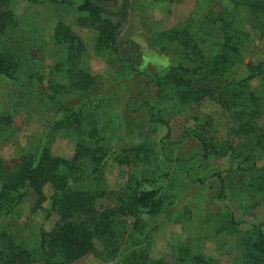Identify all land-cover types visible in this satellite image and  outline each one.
Instances as JSON below:
<instances>
[{"label":"rangeland","instance_id":"rangeland-1","mask_svg":"<svg viewBox=\"0 0 264 264\" xmlns=\"http://www.w3.org/2000/svg\"><path fill=\"white\" fill-rule=\"evenodd\" d=\"M94 1L109 14L106 18L113 23L119 19L115 13L123 0ZM251 1L127 0L126 20L115 36L116 51L96 52L98 27L103 24L77 10L81 0H9L13 21L0 35V50L10 49L23 55L24 66H20L18 76L24 78L0 76V114L9 113L12 117L10 128L0 134V158L11 166L29 153L54 118L55 107L78 102L93 90L91 95L100 97V101L84 103L88 116L78 130H58L51 151L71 158L77 139L82 138L79 130L86 133L94 121L98 129L94 140L109 154L98 163L90 162L87 181L80 185L89 184L103 191L97 205L113 206L119 195L135 188L157 191L159 205L154 211H140L135 217L139 219L137 223L134 217L124 218L126 234L120 249L132 245L136 237L145 233L152 259L173 264L178 248L188 246L211 264H241L244 242L250 233L229 224L220 204L210 198V182L214 180L210 175L224 178L226 195L243 205L240 211L247 220L264 221V192L241 189L249 172H243L245 163L227 148L226 141H233L234 148L245 146L247 140L230 132L233 121L218 105L205 98H185V91L175 80L172 86L152 82L148 88L145 83L171 70L172 78L190 79L193 90L202 88V83L211 85L218 74H202V55H213L226 36H231V45L238 47L242 58V64H236L226 75L242 78L246 63H264V8L257 4L253 10ZM60 23L81 43L76 57H68L65 47L55 40ZM30 66L41 75L45 96L32 93V84L26 81ZM132 66L144 75L134 72ZM249 85L263 104L256 123L264 128V72L251 79ZM146 98L157 100L164 123L149 120L147 105H141ZM209 124L216 126L214 131ZM202 135H211L215 145L225 142L224 152L202 161L197 138ZM139 145L143 149L133 162L116 161L120 149ZM254 160L257 167H264V152ZM99 164L98 170L93 171ZM202 177H208L203 184L197 181ZM44 192L50 195L49 185ZM36 199L30 192L6 217L0 231L20 230L33 235L41 228L49 230L58 217L46 216L48 200L42 203L44 209L33 208ZM95 245V251L71 264H118L117 257L107 259L100 241H95Z\"/></svg>","mask_w":264,"mask_h":264},{"label":"trees","instance_id":"trees-1","mask_svg":"<svg viewBox=\"0 0 264 264\" xmlns=\"http://www.w3.org/2000/svg\"><path fill=\"white\" fill-rule=\"evenodd\" d=\"M126 2L127 0H123L119 11L115 13L119 18L115 23L105 17L109 14L94 0H81L77 6L78 11L86 12L103 24L98 27L100 35L95 45L96 52L116 51L115 36L126 20ZM263 2L264 0H252L250 7L255 10L257 4H260V7L264 8ZM12 21L13 12L9 8V0H0V35L4 34ZM230 38L231 36H226L210 57L202 55V74L204 76L211 73L218 74V78L211 85L202 83V88L193 90L190 79L172 78L169 76L171 70L162 77H151L145 84L148 88L152 82L160 86L166 83L172 86L175 80V84L185 91V98L189 97L187 98L189 100L205 98L218 105L222 113H227L229 119L233 121V125L229 127L230 132L238 139L247 140L245 146L237 145L234 148L233 141L231 143L226 141L227 148L236 152L235 155L240 162L245 163V169L243 170L242 167L239 169L244 173L249 172V177L240 175L248 178L247 182L242 180L244 183L241 184V189L245 192L250 188L254 193L264 192V167H257L254 160L257 154L264 152V128L256 123V119L263 112V104L249 85L251 79L262 76L264 63L254 64L250 61L246 63L243 70L246 75L242 78L226 75V72L236 64H242L238 47L231 45ZM55 40L65 47L68 57L77 56L81 43L61 23L56 30ZM22 62H24L23 55L14 53L10 49L0 50V76L10 79L24 78L18 76L20 66H24ZM33 68L30 66L26 81L32 84L31 91L34 95L45 96L41 75L34 72ZM132 70L139 75L143 74L133 66ZM92 92L93 90L86 92L82 96L85 98H81L82 100L78 102L55 107L54 118L45 126L38 144L29 153L16 159L11 166L0 158V228L5 226L6 217L17 209L30 192L37 196L33 208L44 209L42 203L48 200L46 216L55 214L58 217L49 230L41 228L33 235L20 230L0 231V264H71L85 253L95 251V241L103 244L107 259L117 257L118 264H168L163 259H152L148 255L149 236L145 233L136 237L132 245L120 249L126 234L124 218H135L142 210L154 211L159 205L155 189L135 188L130 193L119 195L115 205L103 207L98 206L96 202L103 191L92 188L89 184L86 186L81 184L83 187L80 185L87 181L89 174L86 172L90 162L98 163L101 157L108 153V149H102V145L97 146L98 142L94 140L95 133L98 132L94 121L90 122V129L86 133L79 130L82 138L77 139V149L71 158L55 155L51 151L58 130L61 128L69 130L71 127L78 130L83 119L88 116L84 103L100 101V97L91 95ZM143 104L147 105V116L151 122L164 123L156 99L146 98L142 100L141 105ZM11 123L12 117L9 113L0 114V134L8 130ZM210 126L214 131L216 126ZM197 138L201 144L199 154L202 161L207 160L212 154H222L225 150V142L215 145L210 139L211 135ZM86 140L93 143L87 144ZM141 149L143 145L120 149L116 161L121 164L131 163ZM98 166L101 165L95 166L92 170H98ZM210 176L214 178L210 182L212 189L210 198L220 204L221 211L226 215L229 224L238 227V230L243 229L244 232L250 233L244 242L241 264H264V221L257 223L254 220H247L240 211L243 205L226 195L224 178L219 174ZM207 178L202 177L197 181L203 184ZM46 185L51 188L49 196L44 192ZM254 193H251V196ZM138 221L139 219L135 218V223ZM133 229L135 232V225ZM178 251L173 264H211L208 258L192 252L188 246H181Z\"/></svg>","mask_w":264,"mask_h":264}]
</instances>
